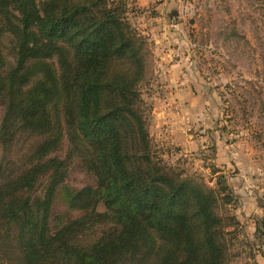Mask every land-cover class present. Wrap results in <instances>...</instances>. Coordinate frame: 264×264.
<instances>
[{"label":"trees","instance_id":"obj_1","mask_svg":"<svg viewBox=\"0 0 264 264\" xmlns=\"http://www.w3.org/2000/svg\"><path fill=\"white\" fill-rule=\"evenodd\" d=\"M127 11L0 0V264H228L217 208L233 191L223 174L212 188L155 154L147 40ZM76 159L95 185L66 184Z\"/></svg>","mask_w":264,"mask_h":264},{"label":"rangeland","instance_id":"obj_2","mask_svg":"<svg viewBox=\"0 0 264 264\" xmlns=\"http://www.w3.org/2000/svg\"><path fill=\"white\" fill-rule=\"evenodd\" d=\"M125 1L131 28L147 40L140 90L155 154L212 188L225 175L234 199L220 200L217 213L228 264H264V0ZM3 113L0 105V123ZM95 183L78 159L70 164L68 186ZM55 210L66 206L59 200Z\"/></svg>","mask_w":264,"mask_h":264}]
</instances>
